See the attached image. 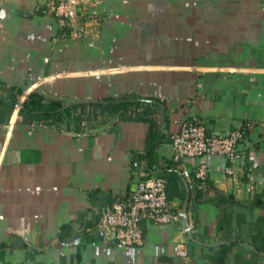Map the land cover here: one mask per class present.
I'll return each instance as SVG.
<instances>
[{
	"label": "crops",
	"instance_id": "1",
	"mask_svg": "<svg viewBox=\"0 0 264 264\" xmlns=\"http://www.w3.org/2000/svg\"><path fill=\"white\" fill-rule=\"evenodd\" d=\"M41 1L0 0V264H264V21L257 8L242 17L230 6L225 14L237 15L225 21L222 3L207 8L216 15L205 21L169 0H102L93 11L98 35L78 40L42 12ZM11 90L21 91L17 99L36 93L69 106L128 105L116 112L87 105L44 124L19 114ZM148 118L163 137L150 153ZM183 118L210 134L241 135L233 175L222 156L171 158ZM201 161L204 180L194 174ZM148 170L166 178L172 209L186 212L193 232L143 223L141 246L100 239L94 228L102 208L129 197ZM181 237L182 258L174 254Z\"/></svg>",
	"mask_w": 264,
	"mask_h": 264
},
{
	"label": "built area",
	"instance_id": "2",
	"mask_svg": "<svg viewBox=\"0 0 264 264\" xmlns=\"http://www.w3.org/2000/svg\"><path fill=\"white\" fill-rule=\"evenodd\" d=\"M101 3L102 0H42L41 6L44 14L56 20L60 30L72 38L82 40L98 35L100 23L93 11ZM240 141L241 135L236 131L210 134L197 119L183 118L178 131L171 137V158L178 162L222 156L228 162L224 172L233 175L235 165L241 161L238 150ZM180 174L184 178L190 177L187 170ZM194 174L201 180L205 179L208 167L204 161L195 166ZM189 220L186 212L172 209L165 178L146 172L129 197L102 208L94 233L100 239L122 247L141 246L144 242L143 223L155 226L174 225L179 234L187 235L194 230ZM174 254L180 258L186 257V240L183 237L174 243Z\"/></svg>",
	"mask_w": 264,
	"mask_h": 264
},
{
	"label": "trees",
	"instance_id": "3",
	"mask_svg": "<svg viewBox=\"0 0 264 264\" xmlns=\"http://www.w3.org/2000/svg\"><path fill=\"white\" fill-rule=\"evenodd\" d=\"M12 96L14 99V103H18L19 106V114L28 120L38 121V120H49L52 121H60L62 115L70 116L71 110L80 112L83 111L85 106H104L108 108L112 112H116L120 109L126 108L128 104L125 102H114V100H98V101H85V102H77L73 105H62L60 101L56 100H46L42 96L36 93H30L25 97V99H17V96L21 95L20 90H11ZM148 110H146V115H148ZM80 118V116H79ZM78 118V119H79ZM149 119V120H148ZM144 120L149 124V130L146 140V147L148 149V153L151 152L152 148L155 147L158 143H160L161 135L158 134V126L156 122V118H148ZM149 171V170H148ZM152 172V171H149ZM153 173V172H152ZM166 180V178H165ZM167 184V180H166ZM171 190L169 186H167V195L170 198Z\"/></svg>",
	"mask_w": 264,
	"mask_h": 264
},
{
	"label": "rangeland",
	"instance_id": "4",
	"mask_svg": "<svg viewBox=\"0 0 264 264\" xmlns=\"http://www.w3.org/2000/svg\"><path fill=\"white\" fill-rule=\"evenodd\" d=\"M169 3L177 6L178 9L182 8L185 14L187 12L188 15H192L193 18L196 20L206 21L208 19H211L216 14H214L213 11H208V10H215L217 6L219 7V10H220V4L223 3V6L225 5L224 7V16H225L224 20L225 21H232L228 17H233L237 15V13H226L225 14V12L229 10L230 6L240 7L239 8L240 16L242 17H244L243 14L254 15V13H252L250 10L257 8V12L255 13V16L258 18H256V20L264 21V0H169ZM207 8L209 9L207 10ZM247 8H249L250 10ZM202 31L203 30H200V32ZM30 121H33V120H30ZM38 121L46 124L45 122H42L45 120H38ZM33 122H36V121H33Z\"/></svg>",
	"mask_w": 264,
	"mask_h": 264
},
{
	"label": "water",
	"instance_id": "5",
	"mask_svg": "<svg viewBox=\"0 0 264 264\" xmlns=\"http://www.w3.org/2000/svg\"><path fill=\"white\" fill-rule=\"evenodd\" d=\"M182 212H185L184 210Z\"/></svg>",
	"mask_w": 264,
	"mask_h": 264
}]
</instances>
